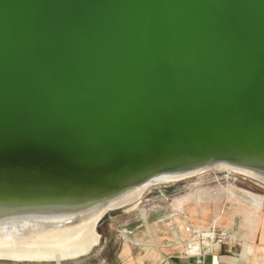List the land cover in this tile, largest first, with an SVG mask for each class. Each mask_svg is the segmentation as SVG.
I'll use <instances>...</instances> for the list:
<instances>
[{"label": "water", "instance_id": "95a60500", "mask_svg": "<svg viewBox=\"0 0 264 264\" xmlns=\"http://www.w3.org/2000/svg\"><path fill=\"white\" fill-rule=\"evenodd\" d=\"M222 195L264 208V0H0V264Z\"/></svg>", "mask_w": 264, "mask_h": 264}, {"label": "crops", "instance_id": "0c3cea01", "mask_svg": "<svg viewBox=\"0 0 264 264\" xmlns=\"http://www.w3.org/2000/svg\"><path fill=\"white\" fill-rule=\"evenodd\" d=\"M223 206L213 212L212 221L202 220L203 225L174 217L137 228L127 234L121 252L110 264H264V212L248 213L250 208L244 206L245 212L240 213L236 204ZM215 228L224 241L200 247L196 233Z\"/></svg>", "mask_w": 264, "mask_h": 264}, {"label": "rangeland", "instance_id": "374dc122", "mask_svg": "<svg viewBox=\"0 0 264 264\" xmlns=\"http://www.w3.org/2000/svg\"><path fill=\"white\" fill-rule=\"evenodd\" d=\"M238 202H240V206L238 205ZM228 203H231V204H236V206H234L236 209H238V212L242 213V212H245L244 208L246 207L247 208H250L248 209V213H253L254 210H259L261 212H264V208L256 205V204H251V203H248L244 200L242 201H239V198L236 199V198H233L231 196H228V195H222L221 197H218V198H214V199H211V200H208L206 201L205 203H202V204H199V205H196V206H193L192 208H190V210L186 211V215L185 213H182L176 217H183V219H186L187 218H191V222L193 221L195 224H201L202 223V220L203 221H212L214 219V216H213V212L214 211H219V209H223V205H228ZM238 205V207H237ZM245 206V207H244ZM257 209H255V208ZM219 214H217V217L215 219H217L219 216ZM246 217H249V215H245ZM238 217H241L240 214H238ZM203 225V223H202ZM207 224H204V227H206ZM152 230V229H150ZM211 232V233H209ZM216 235L215 239H214V243L218 242L221 240V242L224 241V236L221 235V232L215 228L214 231H212V229H207V230H203V231H199L196 233V240L198 242V245L200 247H203L204 245L201 243V235L204 234L206 235L207 233H209L210 235H213V233ZM249 250V248H248Z\"/></svg>", "mask_w": 264, "mask_h": 264}, {"label": "built area", "instance_id": "2783aa9c", "mask_svg": "<svg viewBox=\"0 0 264 264\" xmlns=\"http://www.w3.org/2000/svg\"><path fill=\"white\" fill-rule=\"evenodd\" d=\"M212 231H214V230H212ZM214 233V232H213ZM210 236H206V235H204V234H202L201 235V237H200V239H201V243L203 244V245H206V243H207V239L209 238ZM215 237H216V235L214 236V238L212 239H210V240H212V242L214 241V239H215Z\"/></svg>", "mask_w": 264, "mask_h": 264}, {"label": "bare ground", "instance_id": "6f19581e", "mask_svg": "<svg viewBox=\"0 0 264 264\" xmlns=\"http://www.w3.org/2000/svg\"><path fill=\"white\" fill-rule=\"evenodd\" d=\"M242 200V199H241ZM245 201V200H244ZM247 202V201H246ZM249 203V202H248ZM252 204V203H251ZM209 233H211V232H209ZM209 233H207L206 234V236L208 235V236H210L208 239H207V243H206V245L207 244H210V243H212V240H210L211 238L213 239L214 238V236H215V234L213 233V235H210Z\"/></svg>", "mask_w": 264, "mask_h": 264}]
</instances>
